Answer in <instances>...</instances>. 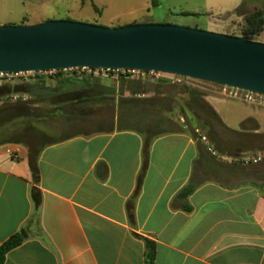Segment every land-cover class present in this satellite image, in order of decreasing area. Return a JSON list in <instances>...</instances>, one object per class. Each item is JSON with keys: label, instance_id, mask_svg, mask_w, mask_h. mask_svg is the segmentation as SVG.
Wrapping results in <instances>:
<instances>
[{"label": "crops", "instance_id": "crops-1", "mask_svg": "<svg viewBox=\"0 0 264 264\" xmlns=\"http://www.w3.org/2000/svg\"><path fill=\"white\" fill-rule=\"evenodd\" d=\"M61 1L3 4L5 10L16 3L23 16L45 17ZM179 1L219 14L236 10L244 0ZM249 2L264 6V0ZM99 5L104 8L105 2L93 3L101 13ZM154 94L118 93L115 101H146ZM211 104L232 130L250 120L257 123L253 134H264L258 109L233 125ZM134 112L123 109L125 130L117 128L116 118L112 132L45 147L38 184L27 146L0 145V246L30 225L29 238L7 254L5 264H146L145 239L155 243V264H264V150L242 161L223 154L228 161L222 163L213 157L216 150L202 147L200 137L181 129L158 132L146 144L154 134H142L130 124ZM189 182L197 186L188 199L191 211L175 208L174 197ZM33 187L41 197L38 227L32 222Z\"/></svg>", "mask_w": 264, "mask_h": 264}, {"label": "rangeland", "instance_id": "rangeland-1", "mask_svg": "<svg viewBox=\"0 0 264 264\" xmlns=\"http://www.w3.org/2000/svg\"><path fill=\"white\" fill-rule=\"evenodd\" d=\"M4 1L0 0V25L38 24L49 20H71L107 27H121L122 25L135 23H161L232 36H243V30L247 25L246 16L241 15L239 11L210 14L207 13V9L203 5L187 4L179 0H173L175 1L173 4L168 3L166 0H158V3L156 0V5H153V0H102L105 2L106 7L103 8L99 5L102 9L101 13H98L93 6V3L97 4L101 0H64L58 5L50 7L45 13V17L23 16L21 15L22 8L18 6L19 9H16V3L14 2L6 4L4 10ZM83 2H85L84 5ZM254 5V2H249L242 10H245L247 15L254 13L257 9L264 11V6L256 8ZM252 40L264 43V30L253 36ZM50 72L47 74V81L53 84L57 83L55 79L51 78L54 76V71ZM72 72L73 70H65V73ZM34 75L35 72L19 74L8 81L14 78L27 81ZM76 75L80 79H99L107 85L117 87L124 95L128 94L130 97H135V94L141 95L154 92L155 94L151 96L154 98L149 102L119 101L123 109L127 108L135 111L130 124L138 129H146L145 131L149 135L155 134L159 130L181 129L200 137L199 141L202 147L236 151L237 156H234V158L240 161L245 157H252L256 149L264 148V136L252 132L253 128L257 126L255 121L246 120L242 122L245 129H242L241 126L240 130H232L225 124L211 104H215L229 124L234 125L238 118L249 113L250 109H258V116L264 120V103H249L239 97L223 95L221 86L218 84L172 74L155 77L151 74H122L115 71H101L98 74L77 71ZM6 102L15 103L16 101ZM39 105L41 107L46 106V104L44 106ZM208 105L217 112L222 123L211 116ZM103 114H106V111H103ZM201 117L204 119L198 121ZM205 118H208V120H205ZM205 121L208 122L207 125ZM93 123L96 126L98 120ZM47 125L50 127L49 132L35 129V136L29 134V137L28 135L24 137L31 147L71 136L83 130V128H77L76 126L69 130L64 129L63 126L54 121L47 122ZM7 131L9 132V129H4V132ZM213 135L217 138V143H212ZM243 150H252V153H242ZM216 153L213 157H217V161L222 163L228 161L227 157H224L225 155L220 154L218 151Z\"/></svg>", "mask_w": 264, "mask_h": 264}, {"label": "water", "instance_id": "water-1", "mask_svg": "<svg viewBox=\"0 0 264 264\" xmlns=\"http://www.w3.org/2000/svg\"><path fill=\"white\" fill-rule=\"evenodd\" d=\"M151 70L264 95V43L174 24L0 25V72Z\"/></svg>", "mask_w": 264, "mask_h": 264}, {"label": "trees", "instance_id": "trees-1", "mask_svg": "<svg viewBox=\"0 0 264 264\" xmlns=\"http://www.w3.org/2000/svg\"><path fill=\"white\" fill-rule=\"evenodd\" d=\"M247 2L248 0H244L236 11L246 16L247 25L243 30V36L253 39V36L259 34L264 29V11L257 9L254 13L247 15V12L242 10ZM152 3L156 5L157 1L153 0ZM49 72H35V75L31 76L27 81L21 78H14L10 81L0 79V145L17 142L27 146L29 163L35 184L40 182L39 156L48 145L74 136H91L96 133L112 132L116 126V118L119 130L127 128L122 121L123 106L120 105L119 101H115L118 93L120 95H124V93L118 90L117 87L104 84L99 79H80L76 75V69L72 73H65V70L54 71V76L51 78L55 79L57 83L53 84L47 81V74ZM153 98H146L144 100L149 102ZM6 101L16 102L7 103ZM20 101L26 102L21 103ZM39 104L43 106L46 104V106L41 107ZM208 107L211 116L222 123L221 118L213 107L210 105ZM103 111H106V114H103ZM203 119L201 117L198 121H202ZM95 120H98L96 126L93 125ZM205 120H208V118H205ZM49 121L59 123L64 129L69 130L73 126H76L77 128H83V130L71 136H65L37 145L36 147H31L24 137L27 135L29 137V134L30 136H35V129L49 132L50 127L47 125ZM108 123L111 124L108 125ZM207 123L205 121L206 125ZM241 126L242 129H245L244 123ZM4 129H9V132H4ZM145 130L139 129V132L147 134ZM175 130L177 129L159 130L153 136L146 137V144L159 136L160 133L158 132H172ZM262 135L264 136V134ZM215 142L217 143V138L213 135L212 143ZM261 150H264V148H261ZM216 151L232 157L237 156L236 151H225L219 148H216ZM141 176L142 174L140 175L139 183L141 182ZM196 187V184L193 182H189L184 186L174 197L173 206L185 211H191L192 206L188 199L194 193ZM32 200L34 204L32 222L38 227L40 225L39 210L41 197L37 187L32 188ZM29 228L30 225H26L0 246V264H5L7 254L29 238ZM145 240L146 264H155V243L148 239Z\"/></svg>", "mask_w": 264, "mask_h": 264}, {"label": "built area", "instance_id": "built-area-1", "mask_svg": "<svg viewBox=\"0 0 264 264\" xmlns=\"http://www.w3.org/2000/svg\"><path fill=\"white\" fill-rule=\"evenodd\" d=\"M74 69H76V71L78 72H87V73H94V74H98V72H101V71L102 72L115 71V72H119L122 74H135V73H139L142 75L151 74L155 77H161L165 74H168V73H163L159 71H151V70L146 71V70H133V69H101V68L94 69L91 67H79V68H73V69H68V70H74ZM25 73H29V72H0V79L9 80V79H12L14 76H18L19 74H25ZM220 86H221V91L223 95L239 97V98H242L245 102H249V103H257V102L264 103L263 94L228 86V85L221 84ZM203 139H205V137H203ZM258 160H260V158L255 159L254 161H258Z\"/></svg>", "mask_w": 264, "mask_h": 264}]
</instances>
